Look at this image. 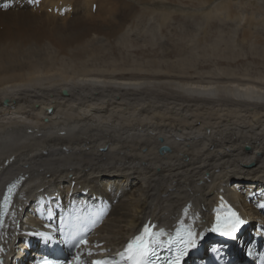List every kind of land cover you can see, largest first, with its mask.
I'll return each mask as SVG.
<instances>
[{
	"label": "bare ground",
	"instance_id": "6f19581e",
	"mask_svg": "<svg viewBox=\"0 0 264 264\" xmlns=\"http://www.w3.org/2000/svg\"><path fill=\"white\" fill-rule=\"evenodd\" d=\"M39 3L44 31L53 0L0 2V164L15 156L1 176L21 168L30 174L5 264L45 257L75 264L78 251L86 261L89 250H114L147 220L204 225L222 201L246 223L232 240L203 243L181 264H264V76L220 70L214 81L192 74L176 80L183 75L159 68L89 67L98 47L85 44L96 36L54 47L50 36H36L28 17ZM141 7L161 19L202 15L232 31L244 18L242 41L260 37L264 27L255 16L264 0H154ZM162 145L168 150L160 152ZM187 198L193 212L184 216ZM76 217L96 221L79 250L59 242L61 226L67 231Z\"/></svg>",
	"mask_w": 264,
	"mask_h": 264
},
{
	"label": "rangeland",
	"instance_id": "374dc122",
	"mask_svg": "<svg viewBox=\"0 0 264 264\" xmlns=\"http://www.w3.org/2000/svg\"><path fill=\"white\" fill-rule=\"evenodd\" d=\"M60 1L61 6L55 5L60 12L50 11L48 31H42L46 22L45 9L40 3L27 11L38 32L36 36H50L56 48L75 38L87 40L96 36L97 42L93 39V43L84 45L91 49L98 47V57L88 60L89 67L95 64L94 67L102 70L105 66L132 64L147 70L159 68L173 75H183L174 78L176 80H187V75L192 74L197 77L194 80L214 81L220 70L237 76L243 73L264 76V27L258 29L260 37L242 41L244 18L232 31L231 27L224 30L218 23L206 21L202 15L170 13L166 19H161L156 12L141 7L154 0H53V3ZM261 8L260 17L255 16L264 24V8ZM72 59L75 58L66 60ZM215 238L214 233L208 234L200 244L217 240Z\"/></svg>",
	"mask_w": 264,
	"mask_h": 264
},
{
	"label": "snow or ice",
	"instance_id": "6c2138e0",
	"mask_svg": "<svg viewBox=\"0 0 264 264\" xmlns=\"http://www.w3.org/2000/svg\"><path fill=\"white\" fill-rule=\"evenodd\" d=\"M15 187V184L9 186L8 194L4 196L3 202L0 203V227L4 226V217L8 212V206L11 203V193ZM221 207H225L223 201ZM186 211L187 209H185ZM95 222L94 218L76 217L72 224L67 227V231L65 230V225L61 226V239L59 242H74L73 246L78 250L82 245L87 246L89 241L85 233L88 231L89 226L95 225ZM245 223L246 221L241 219L236 211H233L231 208H226L223 214L216 215L215 222L209 231L234 237L240 226ZM153 227L149 224H144L138 234L127 240L123 250L116 253L118 259L107 257L103 250L98 254L89 250L86 253L89 257L98 255L99 258L84 261L81 259V253L78 251L74 257L75 264H159L157 250L169 247H175V254L171 258H165L164 264H180L182 257L188 253L189 248L196 247L197 234L192 230L191 225L185 227L183 221L180 222V226L176 229L175 235L166 233L163 228L154 231ZM38 235L46 242L56 243L55 238L51 235L44 233H39ZM200 235L203 236V233ZM2 251L3 249L0 248V252ZM38 264H63V262L45 257Z\"/></svg>",
	"mask_w": 264,
	"mask_h": 264
},
{
	"label": "water",
	"instance_id": "95a60500",
	"mask_svg": "<svg viewBox=\"0 0 264 264\" xmlns=\"http://www.w3.org/2000/svg\"><path fill=\"white\" fill-rule=\"evenodd\" d=\"M62 92H63L64 94H66V93H67L65 89H64ZM5 102H7V100H5Z\"/></svg>",
	"mask_w": 264,
	"mask_h": 264
}]
</instances>
